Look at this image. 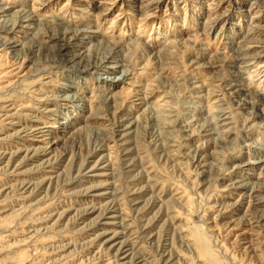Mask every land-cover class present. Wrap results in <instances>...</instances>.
<instances>
[{
  "label": "rangeland",
  "instance_id": "1",
  "mask_svg": "<svg viewBox=\"0 0 264 264\" xmlns=\"http://www.w3.org/2000/svg\"><path fill=\"white\" fill-rule=\"evenodd\" d=\"M260 2L0 0L40 34L91 32L63 53L21 33V50H0V264H264V122L229 90L264 96ZM244 39L261 59H239ZM78 48L115 49L116 71L76 72ZM40 125L58 128L56 149L25 159L44 145L18 131ZM99 161L107 175L85 179ZM254 181L260 191L234 186ZM98 182L102 200L85 194ZM105 202L126 258L98 236Z\"/></svg>",
  "mask_w": 264,
  "mask_h": 264
},
{
  "label": "bare ground",
  "instance_id": "2",
  "mask_svg": "<svg viewBox=\"0 0 264 264\" xmlns=\"http://www.w3.org/2000/svg\"><path fill=\"white\" fill-rule=\"evenodd\" d=\"M157 3H159V1ZM259 6H260V8L258 6L257 7L260 9L259 11L262 12V10L264 9V4H262L260 2ZM33 13H34V10H33ZM145 17H143V18H145ZM253 17H255V16H253ZM35 21L36 20L34 18V15L31 12L25 11V10H21V11L19 10L17 12H10L9 13L8 8L5 5L0 3V50H5V51L6 50H11V51L12 50H16V51L21 50L24 45L21 46L18 43V41L15 39L16 36L21 33V34L31 36V40H32V37L35 38L37 35H39L37 41L36 40H35L36 42L34 41L36 44H38L39 46L41 45L42 47L47 48L50 51L55 50L58 53H63L65 51H67L68 49L74 48V47L76 50V48L81 45V42H83L85 40L86 36H88L89 33H91L89 31L81 30V29L71 30V28L70 29L64 28L60 33H52V32L48 33L47 32V34H40L39 33L40 32V26L42 23L36 24ZM248 40L244 39V42H242V43H244V45H242V46L240 45V47L237 48L238 51H240V53L238 52V54H237L239 59L240 60H243V59L244 60L261 59L263 56L260 53L256 52V54L247 55L246 53L243 52L249 47V46H246V44H245L246 42H248ZM42 43H44L45 45ZM19 46H20V49H17ZM77 50L78 51L76 53H74V54L70 53L67 57L68 61L72 64L70 67L73 68L76 72L88 73L92 70H94V71L105 70V71H109V72H115L116 71V69H117L116 66H110L108 64V62L112 61L115 58L114 53H113V51L114 52L116 51L115 49L112 51V53H110L111 55L109 54V55L103 57V59H98V57L97 58L94 57L92 55L93 50L92 51L90 49H86V50L83 49L82 50L80 48H78ZM20 53H21V51H20ZM112 54H113V56H112ZM113 61H115V60H113ZM116 79H119V78H116ZM111 82L116 83L114 80H111ZM67 87H70V86L67 85ZM229 90H230L231 94L241 95L243 98L242 100H243L244 107L248 106L255 113V117H257L260 121L264 122V96L259 97L257 95V97H256L254 95H251L252 93L246 94L243 92L242 88L238 84H233V85L231 84V86L229 87ZM73 102H75V101H73ZM251 110H250V112H251ZM44 111L46 113H50L52 111V109H48V110L46 109ZM52 114H54V113H52ZM124 123L125 124L122 126V128L120 130H118V133H117L120 141H125L134 132L135 127H136V123L132 119L131 120L128 119ZM62 128H63L62 129L63 131L66 129L65 127H62ZM56 129H58V128L55 125H40V126H36L34 128H31V129L19 130L18 133H19L20 137L23 136L28 141H33V142L40 143V144L44 145V146H38L36 148L29 149V150L27 149L28 151L26 150L27 155L25 156V159H27V158L33 159V158H37L38 156L39 157L40 156H46V155H49L50 153H52L53 151H55V149H56L55 145L57 144L58 139H56V137L52 136V131L56 130ZM81 129H82V127H77L74 130H72L71 132H68L69 133L68 135L78 133ZM50 161H51L50 157L46 158L43 160V164L50 165L49 164ZM259 164H261V161L256 160L253 162H244L238 167L249 168V167L257 166ZM104 169H105L104 161H99L96 164H94L93 166L89 167L86 170V172L83 174V176L85 179H89V178L97 177V176L98 177H104L107 175V174H104L105 173L104 171L103 172L97 171V170H104ZM106 186L107 185L105 183H99V184L88 186L87 190L85 191V194L88 193L89 196H91L95 199L102 200V199L107 198L109 196L108 195L106 197V195L108 194V192L106 191L107 190ZM230 186H232V185H230ZM234 186H235V188H245V189L249 188V190L251 192H257L263 188V186L257 181L250 182L249 184L243 182V184H239V185L236 184ZM105 203L107 204L109 202H105ZM94 211H96L95 207L92 208L91 213ZM115 218H116V216L111 215L109 205L107 207H105V209L103 210L102 213L98 214V218H97V222L103 226V228H102L103 231L99 232L98 236H99V238H101L104 245H108L110 247V249H114V246L118 245L115 242V240L117 238V234L113 233L112 231H110L108 229V228L114 227L117 224L115 221H113ZM125 248L126 247L124 245H120L117 249H114V250H116L118 256L124 255V256L120 257V259L126 258L128 256V255H125V253H126Z\"/></svg>",
  "mask_w": 264,
  "mask_h": 264
}]
</instances>
